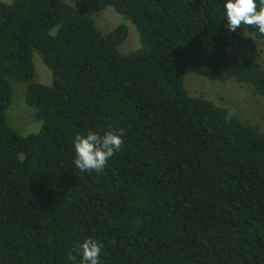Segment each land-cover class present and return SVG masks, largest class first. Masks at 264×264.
<instances>
[{"label":"trees","instance_id":"1","mask_svg":"<svg viewBox=\"0 0 264 264\" xmlns=\"http://www.w3.org/2000/svg\"><path fill=\"white\" fill-rule=\"evenodd\" d=\"M105 7L129 20L102 34ZM264 40L230 31L223 0L0 1V264H264V134L189 95L187 73L234 79L264 98V69L228 47ZM52 81H34L33 53ZM12 82L41 122L6 120ZM123 130L104 170L81 172L73 138Z\"/></svg>","mask_w":264,"mask_h":264},{"label":"rangeland","instance_id":"2","mask_svg":"<svg viewBox=\"0 0 264 264\" xmlns=\"http://www.w3.org/2000/svg\"><path fill=\"white\" fill-rule=\"evenodd\" d=\"M0 1L9 3L11 0ZM93 19L102 34H107L118 25L126 26L127 38L118 48L122 54H129L139 48V36L135 26L111 7H105L94 15ZM228 51L231 58L247 56L260 63L264 69V40L256 41L251 47H238L233 43L228 47ZM32 60L34 81L49 85L52 81L50 70L44 65L38 53H33ZM183 85L189 95L212 101L225 108L228 117H236L245 124L256 126L264 134V98L254 95L249 85L238 83L234 79L212 81L195 73H187ZM11 89V102L6 110L8 125L22 136L37 133L41 122L35 115V109L25 103L24 85L12 82Z\"/></svg>","mask_w":264,"mask_h":264},{"label":"clouds","instance_id":"3","mask_svg":"<svg viewBox=\"0 0 264 264\" xmlns=\"http://www.w3.org/2000/svg\"><path fill=\"white\" fill-rule=\"evenodd\" d=\"M224 18L230 31H236L242 25L255 26L264 33V0H223ZM124 143L123 130L88 131L77 133L73 138L75 151L74 164L81 172L104 170ZM103 245L93 238H85L77 246L81 264H100Z\"/></svg>","mask_w":264,"mask_h":264}]
</instances>
